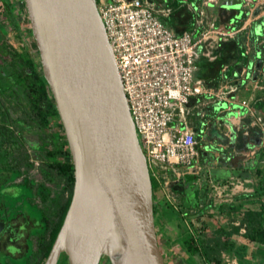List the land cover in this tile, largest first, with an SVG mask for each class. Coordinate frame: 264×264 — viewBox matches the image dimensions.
<instances>
[{
  "label": "water",
  "instance_id": "1",
  "mask_svg": "<svg viewBox=\"0 0 264 264\" xmlns=\"http://www.w3.org/2000/svg\"><path fill=\"white\" fill-rule=\"evenodd\" d=\"M23 1L73 164L71 200L44 264H56L61 254L68 264H99L102 257L110 264H166L157 239L150 173L96 0ZM217 8L232 12L230 23L259 11H251L245 0H219ZM250 29L252 42L260 47L252 56L258 67L264 19ZM227 116L217 118L225 131L216 121L200 125L201 137L214 140L202 147L208 165L225 157L224 149L234 143L249 147ZM249 130L260 133L258 127Z\"/></svg>",
  "mask_w": 264,
  "mask_h": 264
},
{
  "label": "built area",
  "instance_id": "2",
  "mask_svg": "<svg viewBox=\"0 0 264 264\" xmlns=\"http://www.w3.org/2000/svg\"><path fill=\"white\" fill-rule=\"evenodd\" d=\"M168 1L96 0V4L150 177L174 206L173 183L184 169L194 167L199 156L196 132L180 127L186 121L189 103H198L203 95L215 96L218 103L232 101L238 85L230 84L216 94L196 74L199 59L214 60L221 42L235 32L219 28L212 20L204 24L200 9L194 15L193 28L177 32L165 21L173 10ZM245 1L251 3V11L259 10L251 16L253 22L264 19V0ZM205 2L215 5L219 0L202 4ZM193 7L190 5L192 12ZM261 58L260 66H255L254 60L251 69L257 79L253 89L264 91V50ZM223 77L226 79V75ZM240 105L264 134V115L246 99L240 100ZM242 132L247 135L249 129ZM260 144L264 146V142L252 145L249 152L254 154ZM214 192L219 196L217 187Z\"/></svg>",
  "mask_w": 264,
  "mask_h": 264
},
{
  "label": "crops",
  "instance_id": "3",
  "mask_svg": "<svg viewBox=\"0 0 264 264\" xmlns=\"http://www.w3.org/2000/svg\"><path fill=\"white\" fill-rule=\"evenodd\" d=\"M190 5V3H185L176 10L173 8L172 14L165 18L166 23L175 31L181 32L193 28L195 17L190 10ZM209 5L203 16L204 24L212 20L219 28L235 33L226 41L221 42V45L216 49L217 56L214 60L199 59L196 74L216 94H220V91H223L230 84H237L238 89L233 93V100L227 102L226 108L219 111L216 107L223 101L218 103L215 96L203 95L199 97L198 103L191 101L187 107L186 121L180 123V127L187 126L196 132V128H200L202 122L216 121L217 127L225 131L226 128L221 125L217 118L219 114H228L227 122L235 129L244 131L256 126L253 125V117L250 116L245 107L240 105V100H248L259 113L264 115V112L257 107L258 102L264 98V91L253 89V82L257 79H255L256 73L252 72L253 69L250 67L252 60L254 61L253 54L255 55L260 49L258 43L252 42L250 36V26L253 24L254 18L250 16L243 22L234 21L230 23L229 17L232 12L219 10L217 4L212 5L213 7ZM224 75H226V79H224ZM257 135L259 143L264 142V134L260 131ZM259 143L254 141L246 148H239L237 143H234L233 147L224 149L225 157L219 158L218 161L214 160L212 166L206 163L207 154H204L203 148L198 145L199 156L194 167L188 171L184 169L173 183L174 206L164 199L161 190L159 191L161 195L157 196V201L158 198L164 200L163 206V202H158V216L159 228L164 236L166 247L170 243L172 249L180 248L179 237L185 232L194 234L198 231L225 227L226 223L223 222L224 218L220 213L221 206L225 204H241L240 208L243 206L244 208H256L258 206V198L252 196L255 192L256 178L250 167L253 165L256 152L263 145L260 144L254 154L249 151L252 145H259ZM214 154L220 156L219 152ZM204 169L213 172L211 176L206 178V181L201 177V171ZM240 172L247 175L242 177L239 175ZM214 187L220 191L219 196L215 195ZM164 206L169 208L168 213L164 211ZM155 223L157 226L156 221ZM166 249L172 251L169 246ZM228 252V247L222 251L220 264L231 262ZM232 264H238V262L235 260Z\"/></svg>",
  "mask_w": 264,
  "mask_h": 264
},
{
  "label": "trees",
  "instance_id": "4",
  "mask_svg": "<svg viewBox=\"0 0 264 264\" xmlns=\"http://www.w3.org/2000/svg\"><path fill=\"white\" fill-rule=\"evenodd\" d=\"M11 9L9 8V13ZM176 10V8L174 9ZM27 68H10L9 74L11 78L5 79L0 76V153H8L6 150L7 141H10L9 147L12 151L19 145L17 142L20 137L12 129L11 123L23 124L22 127L28 128V119L33 124L45 131L47 139L41 143H34L32 146L40 148L45 142H51L54 144L53 149L46 151L43 155L52 160L59 166L66 179V191L67 196L62 204V214L60 218V225L62 223L64 214L68 208V205L72 196L73 189V164L68 151V147L65 152L70 160L68 161H53L58 152L62 153L60 145L67 146V141L62 128L61 121L59 119L54 99L51 95L47 81L45 80L42 70L37 69L35 62L32 58H27ZM10 104L11 108L6 106ZM6 105V106H5ZM257 107L264 112V98L258 102ZM22 110L25 116L15 117L14 113L17 110ZM26 121V123H24ZM58 122L61 127L60 131L49 132L48 127ZM42 141V140H41ZM51 158V159H50ZM253 170V174L256 178L255 192L252 196H256L258 206L245 208L240 216L238 225L227 227H219L214 230L198 231L194 234L189 232L183 233L179 237V246L185 254L186 264H198L197 259L201 258L206 264H220V255L230 243L233 235L240 234V228H244L242 233L243 238L249 244L257 243L263 248L261 249V257L258 264H264V146L259 148L256 152L253 165L250 167ZM245 177L247 174L240 172L239 174ZM152 182V197H153V213L158 210V203H154V192L159 189V184L151 176ZM226 205V204H225ZM225 205L221 206L222 208ZM241 205V204H240ZM240 205H230L233 208H237ZM156 225V223H155ZM157 233V232H156ZM108 261V258L105 257ZM108 264L110 262L108 261Z\"/></svg>",
  "mask_w": 264,
  "mask_h": 264
},
{
  "label": "flooded vegetation",
  "instance_id": "5",
  "mask_svg": "<svg viewBox=\"0 0 264 264\" xmlns=\"http://www.w3.org/2000/svg\"><path fill=\"white\" fill-rule=\"evenodd\" d=\"M0 6L2 18L10 24L7 30L17 32L19 36L18 41L13 44L6 35L0 34V76L10 79L11 76L7 73L11 67L28 69L27 58L30 55L21 47L20 42L23 34L18 15L22 11L12 9V0H0ZM25 14L29 24L28 31L32 34L27 12ZM6 107L11 108L9 105ZM245 136L246 143L249 144L254 143L258 137L250 130ZM196 137L201 147L205 142H214L212 138L203 139L199 128H196ZM21 140L20 138L17 143L20 144ZM7 144L6 150L9 152L0 153V264H44L61 226L62 204L65 199L61 203L56 194L48 193V187L42 182L29 184L26 169H21L22 166L26 168L29 154H13L10 152V141ZM203 153L207 154L204 150ZM40 159L42 161L49 158L41 155ZM18 177L21 178L20 181L13 183L12 179ZM56 264H68L64 254H61Z\"/></svg>",
  "mask_w": 264,
  "mask_h": 264
},
{
  "label": "rangeland",
  "instance_id": "6",
  "mask_svg": "<svg viewBox=\"0 0 264 264\" xmlns=\"http://www.w3.org/2000/svg\"><path fill=\"white\" fill-rule=\"evenodd\" d=\"M204 1L205 0H169L168 4L169 6L175 9L180 6V2H182L183 5L185 3H190L191 5L194 6L193 7L194 15H197L198 9L206 13L207 12L206 9L209 8L207 7L209 3L207 4L205 2V4H202V2ZM209 6H212V4ZM12 9L13 10L20 9V11H22L21 12L22 14L18 15V19L20 21V26H21V30L23 34V38L20 41L21 47L24 50L28 51L30 57H32L37 69L39 70L40 63H39L38 49H37V46L34 40L32 39L33 38L32 34H30L28 31L29 24H28L26 14H25L26 11H25V5H24L23 0H12ZM9 28H10V24L9 22H7V20L4 21V19L2 18V13L0 9V34L6 35V37L9 38V41H11V43L14 44L15 42L18 41L19 36L17 32L8 31L7 29ZM4 43H6V41H4ZM220 104L222 105L221 107L223 109H225L227 106L226 101H223ZM7 105L11 106L10 104H7ZM217 110L219 111L220 109L218 108ZM14 115L15 117L25 116L24 112H22L21 109L15 111ZM28 122H29L28 128L22 127L18 125L17 123H11L12 129L22 139L18 149L12 151V153L17 154V155L18 154H29L30 157L28 161L26 162L27 163L26 168H24V166L21 167V169L23 170L26 169L25 171L27 172L26 175L29 180V184H36V183L42 182L45 187H48L49 189L48 193L56 194L59 198V201L62 203L66 197V192H67L65 175L62 173L59 166H57L56 163H53L52 160L43 159L41 161L40 159L41 155H43L46 151L53 149L54 144L51 142H45L38 149L32 147L31 145L36 142L38 143L44 142L47 139V136L44 133L45 131L36 127L33 124V122H31L29 119H28ZM24 123H26V121ZM60 130H61V127L58 125V122H53V124L48 127L49 132H57ZM197 141L199 145L200 142H199L198 137H197ZM59 148L62 149L61 150L62 153L58 152L56 156L54 157L53 161L62 162V161L70 160L69 156L66 153H63L65 152L67 146L62 144L59 146ZM36 155L39 157H36ZM211 173L213 174L212 171H207L206 169H204L203 171H201V177L204 178L206 181V178L209 175L211 176ZM252 173H253V170H252ZM215 175L218 176L220 174H215ZM20 179L21 178L18 177V178L12 179V181L13 183L19 182ZM30 181L32 182L30 183ZM159 191H160V188L157 189L156 192H154V203L156 204V202L158 203L160 201L161 203L163 202L162 203V206H163L164 200L162 201V199L158 198V201H157V196L161 195ZM164 207H165L164 211L168 213L169 208H167L166 206ZM244 209H245L244 206L241 208L237 206V208L234 209L232 206H230V204H226L225 207L222 208V210L220 211L221 215L224 218L223 222L226 223L225 227L230 228L231 226L238 225V224H234L233 222L240 221V216ZM237 212L239 213L237 214ZM158 213L159 211L157 210V212L154 214V221L157 222V226L155 225L156 232H157V239H158L159 247L164 257V262L166 264H186L185 263L186 256L180 248L172 249L171 244L169 243L168 246L170 247V249H172V251H169L166 249L168 246L166 247L164 236L162 234V231L159 228L160 221H159ZM230 213H233V215H230ZM217 217L219 218V216ZM242 233L243 232L240 231V234L233 235L231 237V240L228 246V250H229L228 255H229V259L231 262H226L225 264H228V263L232 264L235 260L238 262V264H258L260 263L259 259L261 257V249L263 247L257 243L249 244L243 238ZM197 262L198 264H206L201 258H198ZM99 264H108V262L106 261L105 257H102Z\"/></svg>",
  "mask_w": 264,
  "mask_h": 264
},
{
  "label": "bare ground",
  "instance_id": "7",
  "mask_svg": "<svg viewBox=\"0 0 264 264\" xmlns=\"http://www.w3.org/2000/svg\"><path fill=\"white\" fill-rule=\"evenodd\" d=\"M104 259V258H103Z\"/></svg>",
  "mask_w": 264,
  "mask_h": 264
}]
</instances>
